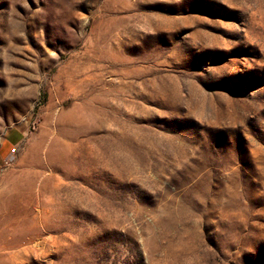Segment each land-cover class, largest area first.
<instances>
[{
  "label": "rangeland",
  "instance_id": "rangeland-1",
  "mask_svg": "<svg viewBox=\"0 0 264 264\" xmlns=\"http://www.w3.org/2000/svg\"><path fill=\"white\" fill-rule=\"evenodd\" d=\"M0 264H264V0H0Z\"/></svg>",
  "mask_w": 264,
  "mask_h": 264
},
{
  "label": "crops",
  "instance_id": "crops-1",
  "mask_svg": "<svg viewBox=\"0 0 264 264\" xmlns=\"http://www.w3.org/2000/svg\"><path fill=\"white\" fill-rule=\"evenodd\" d=\"M8 155H9V154H7V156H1V155H0V159H1V160H5V159L8 157ZM1 160H0V161H1Z\"/></svg>",
  "mask_w": 264,
  "mask_h": 264
}]
</instances>
